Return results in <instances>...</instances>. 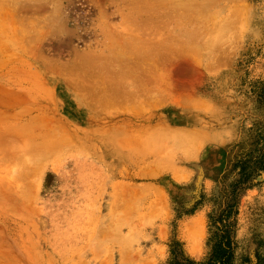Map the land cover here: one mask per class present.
<instances>
[{"label":"rangeland","instance_id":"obj_1","mask_svg":"<svg viewBox=\"0 0 264 264\" xmlns=\"http://www.w3.org/2000/svg\"><path fill=\"white\" fill-rule=\"evenodd\" d=\"M260 86L264 0H0V264H264Z\"/></svg>","mask_w":264,"mask_h":264},{"label":"trees","instance_id":"obj_2","mask_svg":"<svg viewBox=\"0 0 264 264\" xmlns=\"http://www.w3.org/2000/svg\"><path fill=\"white\" fill-rule=\"evenodd\" d=\"M260 96L264 99V86H260ZM255 148L252 152L241 159L235 166L237 179L231 183L232 193L248 189L259 182L264 173V132L256 133ZM204 196L195 199L193 207L181 215L194 213L202 203ZM235 212L234 206L229 205L216 217H210L212 225L215 227L211 233V250L199 263H195L185 257L184 253L176 250L171 251V264H233L236 240L234 236V225L228 221ZM179 215V216H181Z\"/></svg>","mask_w":264,"mask_h":264},{"label":"bare ground","instance_id":"obj_3","mask_svg":"<svg viewBox=\"0 0 264 264\" xmlns=\"http://www.w3.org/2000/svg\"><path fill=\"white\" fill-rule=\"evenodd\" d=\"M177 134V133H176ZM178 135V134H177ZM182 135V134H181ZM181 140V139H180ZM192 228V227H191ZM188 233V232H187Z\"/></svg>","mask_w":264,"mask_h":264}]
</instances>
